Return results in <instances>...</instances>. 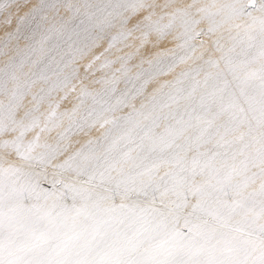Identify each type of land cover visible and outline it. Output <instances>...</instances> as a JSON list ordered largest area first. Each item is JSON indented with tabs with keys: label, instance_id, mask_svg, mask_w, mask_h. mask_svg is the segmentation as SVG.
I'll return each instance as SVG.
<instances>
[{
	"label": "snow or ice",
	"instance_id": "1",
	"mask_svg": "<svg viewBox=\"0 0 264 264\" xmlns=\"http://www.w3.org/2000/svg\"><path fill=\"white\" fill-rule=\"evenodd\" d=\"M0 264H264V0H0Z\"/></svg>",
	"mask_w": 264,
	"mask_h": 264
}]
</instances>
